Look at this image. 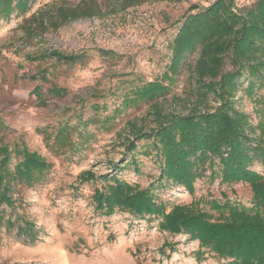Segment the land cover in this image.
<instances>
[{
    "label": "rangeland",
    "instance_id": "obj_1",
    "mask_svg": "<svg viewBox=\"0 0 264 264\" xmlns=\"http://www.w3.org/2000/svg\"><path fill=\"white\" fill-rule=\"evenodd\" d=\"M78 1L35 0L25 14L0 21V143L10 147L23 143L52 163L34 186H14L19 204L15 209L5 208V217L14 221L23 215L33 221L38 239L33 244L24 243L15 228L1 226L0 264H228L227 259L210 255L196 260L193 254L197 241L160 231L158 219L123 211L100 213L94 209L91 195L101 180L82 182L78 178L84 170L96 175L116 174L149 187L167 208L197 201L216 214L209 210L211 200L250 205L248 185L211 179V168L196 180L193 195L171 182L160 181L159 163L149 141H140L134 152H125V121L139 118L150 124L145 114L147 105L125 109L108 129L89 120L111 114L121 99L118 88L128 81L160 76L168 63L169 42L178 20L191 4L205 6L210 0H95L100 8L98 15L49 27L44 32L37 30L32 35L24 30L29 23L25 19L44 5H75ZM250 2L235 0L237 7ZM49 48L64 53L85 51L87 56L84 63L69 68L54 66L51 60L24 59L26 53ZM98 49L113 51L117 56L102 55ZM41 67L52 71L48 82L27 78ZM52 84L66 87L67 94L62 98L47 96L42 106L32 90L39 85L45 91ZM190 86L189 71L184 68L163 101L165 108L187 112L191 103L185 99ZM117 89L119 94L114 93ZM235 99L237 108L249 115L252 125L260 119L264 122V115L243 90ZM93 103L98 105V112L89 109ZM79 116L88 119L85 127L78 122ZM63 122L72 126L73 143L57 153L45 145L42 132L52 133ZM83 128L90 134L87 142L78 136ZM112 164H116L114 169ZM123 165L125 168H118ZM254 169L260 167L255 165ZM164 242L174 243L175 250L164 248L163 253Z\"/></svg>",
    "mask_w": 264,
    "mask_h": 264
},
{
    "label": "trees",
    "instance_id": "obj_2",
    "mask_svg": "<svg viewBox=\"0 0 264 264\" xmlns=\"http://www.w3.org/2000/svg\"><path fill=\"white\" fill-rule=\"evenodd\" d=\"M34 2L0 0V21L25 14ZM99 13L95 0H79L75 5L47 4L25 19L29 23L24 30L32 35L37 30L44 32L49 27L57 28ZM98 51L117 56L110 50ZM169 51L168 63L160 76L148 81H128L125 87L118 88L120 94L118 89L114 91L121 99L112 113L101 120H89L108 129L125 109L147 105L145 114L150 124L140 122L139 118L125 121V152H134L138 142L149 141L159 163L160 181L171 182L193 195L196 180L211 168V179L248 185L252 193L250 205L211 200L209 210L216 214L197 201L167 208L149 187L116 174L96 175L84 170L78 178L82 182L101 180L91 195L95 210L105 215L123 211L158 219L160 231L183 234L188 241H197L193 254L196 260L210 255L227 259L228 264H264V122L260 119L252 125L249 115L237 108L235 99L243 90L264 115V0H251L243 7H237L235 0H210L205 6L191 4L177 22ZM86 56L85 51L64 53L49 48L26 53L24 59L51 60L54 66L69 68L84 63ZM184 68L191 79L185 99L190 107L185 113L167 110L163 101ZM50 74L47 67H41L27 78L45 83ZM32 93L45 106V97L62 98L67 88L52 84L42 91L36 85ZM89 109L99 111L96 103ZM77 119L83 127L87 125L88 119ZM72 130L71 125L63 122L52 133L43 131L45 145L57 153L62 151L73 143ZM82 131L78 136L87 142L90 134L84 128ZM255 165L260 169H254ZM111 166L114 169L116 164ZM51 167V162L23 143L11 147L0 143V227L15 228L24 243L33 244L38 239L34 222L23 215L13 221L5 217V208L15 209L19 204L14 186H34ZM164 248L174 251L175 245L164 242L163 253Z\"/></svg>",
    "mask_w": 264,
    "mask_h": 264
}]
</instances>
